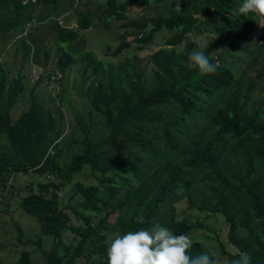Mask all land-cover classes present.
Returning <instances> with one entry per match:
<instances>
[{
	"label": "trees",
	"instance_id": "obj_1",
	"mask_svg": "<svg viewBox=\"0 0 264 264\" xmlns=\"http://www.w3.org/2000/svg\"><path fill=\"white\" fill-rule=\"evenodd\" d=\"M73 1L59 11V0H0V39L33 18L36 24H25L27 30L19 37L26 62L34 50L29 34L39 22H49L56 45L76 40L77 29L60 25L56 16L73 12L77 27L86 29L96 15L89 8L71 6ZM239 3L105 0L97 14L104 25L116 20L140 29L144 34L136 41L142 44L154 31L165 29L173 32L164 42L171 48L159 47L149 54V75L136 55L117 63L102 62L89 50L78 55L81 74L93 75L86 101L89 111L102 117V131L93 124L83 128L81 146L65 158L59 146L64 132L56 126L60 108L56 113L45 109L31 88L28 107L13 115L26 90V74H10L0 62V137L15 158L8 162L0 150V185L17 189L11 183L17 173L31 172L37 178V190L20 196L18 207L38 221L34 243L43 253L38 261L20 250L12 264H108L106 249L113 237L153 225L189 235L199 225L176 211L180 188L188 208H207L224 216L227 241L237 253L219 244L223 256L232 262L246 252L251 264H264V20L261 24L251 12L237 15ZM138 5L167 13L129 18L128 7ZM47 6L55 9L50 18ZM206 25L215 37L206 38L204 51L216 70L202 74L191 66L190 54L197 48L188 35L207 31ZM259 27L263 33L253 36ZM181 44L182 49L175 50ZM126 47L127 42H120L106 50L116 56ZM58 48L54 79L75 62L68 50ZM43 52L46 65L49 50ZM32 70L27 73L31 77ZM35 77L44 79L42 72ZM58 101L61 104V95ZM85 168L95 183L74 181ZM71 183L74 205L61 207L58 191ZM66 208L82 224L73 225ZM42 236L51 237L49 249L41 247ZM192 241L190 256L207 251L201 241Z\"/></svg>",
	"mask_w": 264,
	"mask_h": 264
},
{
	"label": "rangeland",
	"instance_id": "obj_2",
	"mask_svg": "<svg viewBox=\"0 0 264 264\" xmlns=\"http://www.w3.org/2000/svg\"><path fill=\"white\" fill-rule=\"evenodd\" d=\"M70 0H59L57 9L59 11L66 10L71 3ZM105 0H74L71 6L75 8H89L94 11V20L91 25L86 29L78 28L75 22L76 16L73 12H60L57 21L62 26H67L77 29L79 35L74 41L62 42L58 45L54 44L52 38L54 36V29L50 24L39 22L36 30L29 34L31 36L30 43L34 46L33 56L30 60L23 61L22 48L19 37L27 30L25 24L21 27L15 28L8 32L3 38L0 39V62L5 69L10 70V74L16 73L21 70L23 74H26V90L17 105L13 107L12 114L18 113L21 109H25L29 105L30 90L33 89V94L36 100L45 108L49 109L52 113H56V109L59 107L62 116L56 115V126L64 132L60 142L61 157H67L71 152L81 146L82 129L87 128L93 124V128L101 132L102 117L99 114H95L89 111L86 98L87 88L90 85V81L93 78L89 72L81 74L82 62L77 60V57L82 51L89 50L95 54V57L102 62L117 63L124 58L136 55L141 67L146 69L147 75H149L151 69V63L148 60L149 54L159 47L171 48L165 45V40L173 34L165 29H159L152 33V37L147 44L137 42V38L143 36V32L140 29L127 28L121 26L122 21L109 20L106 25L102 20L98 18L97 14L101 13L104 8ZM175 9V8H174ZM46 16L51 15L54 12V8L47 6L45 9ZM73 11V10H72ZM158 13H167L166 10L161 11L153 5L144 6H130L128 7L127 16L129 18L142 19L143 17L153 16ZM198 15V14H197ZM50 18V16H48ZM47 18V19H48ZM33 18L30 20L32 22ZM263 21V20H262ZM262 21L260 20L261 24ZM36 24V23H34ZM28 25V24H26ZM37 25V26H38ZM207 31L201 29L197 32L189 33V40L194 42V47H198L199 43L207 37H214L209 29L210 26L206 25ZM149 29L147 26L144 30L146 32ZM263 33L262 29L257 28L252 32L253 36H257ZM120 42H127L128 47L124 48L121 53L116 56L108 54L106 47L113 49ZM68 50L72 57L75 58V62L65 70L59 79H54V70L56 54L59 48ZM184 44L175 47V50H181ZM49 50L48 62L46 65L44 62L43 50ZM244 63L241 67L246 66V61L243 58ZM30 66V68H29ZM33 69V70H32ZM28 70H32L33 77L27 74ZM90 71V70H88ZM43 73L44 79L36 80V75ZM31 73V72H30ZM248 74H254L253 71L247 69ZM54 74V75H52ZM28 76V78H27ZM48 76L49 80H45ZM61 95V104L58 101V96ZM59 104V105H58ZM55 134H53L54 136ZM75 138L76 141H72ZM57 141V140H55ZM0 150L6 152L8 162L15 161L12 157L13 153L7 145L6 139L0 137ZM37 178L33 177L31 172L17 173L11 178V183L17 189L11 191L3 188L0 185V264H12L13 260L17 257L18 251L27 250L31 257L35 260L41 261L43 259V253L35 245L34 241L39 238L38 221L31 215L27 214L23 209L18 207V198L28 193L29 190H37L36 181ZM78 180L83 183H95L93 177L89 176L88 168L75 176L74 181ZM8 181V180H7ZM63 186L58 191V198L60 200V206L74 205V201L69 198L71 193L70 186ZM16 190V191H15ZM175 209L180 215L189 216L190 222L198 224L199 227L195 228L188 236L192 240L201 241L205 249L211 254L214 264H232L225 256H223L218 248V245H222L228 252L237 253V250L228 243L226 232L227 226L224 221V216L220 212H212L207 208L199 209L196 207L188 208L187 197L183 189L178 191L177 200L175 202ZM69 211L71 223L73 225L82 224V220ZM21 232V233H20ZM67 233V232H66ZM69 238L71 237L68 235ZM52 239L49 236L41 237V247L43 250L49 249Z\"/></svg>",
	"mask_w": 264,
	"mask_h": 264
},
{
	"label": "clouds",
	"instance_id": "obj_3",
	"mask_svg": "<svg viewBox=\"0 0 264 264\" xmlns=\"http://www.w3.org/2000/svg\"><path fill=\"white\" fill-rule=\"evenodd\" d=\"M235 12L237 15L255 13L262 21L264 0H240ZM208 44V39L202 40L190 54L191 66L202 74L216 70L215 64L205 55ZM192 243L186 234H173L165 227L153 225L151 229L141 228L113 237L106 249L107 261L108 264H214L207 251L190 256L187 250ZM232 264H251V259L245 252Z\"/></svg>",
	"mask_w": 264,
	"mask_h": 264
},
{
	"label": "built area",
	"instance_id": "obj_4",
	"mask_svg": "<svg viewBox=\"0 0 264 264\" xmlns=\"http://www.w3.org/2000/svg\"><path fill=\"white\" fill-rule=\"evenodd\" d=\"M35 22V20L33 19L32 22L30 24H28L29 26H32Z\"/></svg>",
	"mask_w": 264,
	"mask_h": 264
}]
</instances>
